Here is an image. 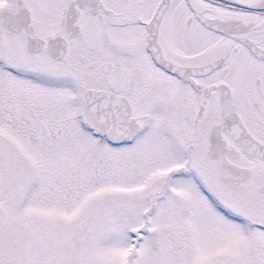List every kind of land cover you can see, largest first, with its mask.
I'll list each match as a JSON object with an SVG mask.
<instances>
[{
  "label": "snow or ice",
  "instance_id": "6c2138e0",
  "mask_svg": "<svg viewBox=\"0 0 264 264\" xmlns=\"http://www.w3.org/2000/svg\"><path fill=\"white\" fill-rule=\"evenodd\" d=\"M0 264H264V0H0Z\"/></svg>",
  "mask_w": 264,
  "mask_h": 264
}]
</instances>
